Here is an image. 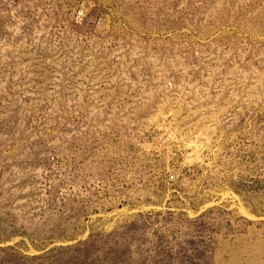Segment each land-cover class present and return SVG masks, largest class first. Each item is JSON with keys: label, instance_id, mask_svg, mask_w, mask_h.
<instances>
[{"label": "rangeland", "instance_id": "obj_1", "mask_svg": "<svg viewBox=\"0 0 264 264\" xmlns=\"http://www.w3.org/2000/svg\"><path fill=\"white\" fill-rule=\"evenodd\" d=\"M0 264H264V0H0Z\"/></svg>", "mask_w": 264, "mask_h": 264}]
</instances>
